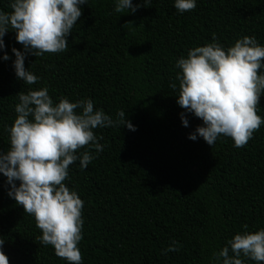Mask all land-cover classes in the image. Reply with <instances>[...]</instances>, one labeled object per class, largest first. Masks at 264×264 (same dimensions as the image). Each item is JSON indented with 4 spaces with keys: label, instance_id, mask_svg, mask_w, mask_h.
Instances as JSON below:
<instances>
[{
    "label": "trees",
    "instance_id": "16d2710c",
    "mask_svg": "<svg viewBox=\"0 0 264 264\" xmlns=\"http://www.w3.org/2000/svg\"><path fill=\"white\" fill-rule=\"evenodd\" d=\"M132 3L140 5L135 13L115 12V0L80 5L67 50L26 53L25 68L40 77L33 85L16 77L11 50H25L15 30L6 32L0 49V152L10 146L7 128L20 92L46 86L54 103L60 97L91 98L94 110L113 119L124 110L136 130L94 129L103 150L90 149L95 159L84 169L79 160L71 164L64 181L84 201L78 244L83 264H210L237 232L264 228V125L242 147L226 136L214 145L199 136L189 139L203 122L177 104L176 61L211 43L213 33L225 47L243 36L264 45V0H197L184 13L174 0ZM8 5L0 0V10L12 11ZM257 114L264 118V94ZM6 181L0 173V237L9 264H68L40 242L34 217L9 197ZM174 240L179 250L165 253Z\"/></svg>",
    "mask_w": 264,
    "mask_h": 264
},
{
    "label": "clouds",
    "instance_id": "9594fccd",
    "mask_svg": "<svg viewBox=\"0 0 264 264\" xmlns=\"http://www.w3.org/2000/svg\"><path fill=\"white\" fill-rule=\"evenodd\" d=\"M149 2L145 0V4ZM86 3L88 0H9L12 11L0 10V49L9 29L15 30L16 40L24 46V52L14 47L11 50L18 79L28 85L40 80L25 68L26 53L43 56L67 50V37L82 14L80 5ZM196 6L197 0H174L173 4L179 13ZM139 7L132 0H115L114 11L135 13ZM2 59L10 57L5 53ZM176 67L181 70L176 76L177 104L203 122L189 139L199 136L214 145L218 137L226 136L235 147H242L264 125V118L257 114L264 94V45L255 36H243L225 47L213 33L211 43L189 49L186 57L176 61ZM170 87L175 90L177 84L173 82ZM18 100L14 109L17 115L7 128L10 146L6 153L0 152V173L11 186L8 195L34 217L43 245H51L55 255L68 264H83L78 244L83 239L84 201L64 183L69 178V166L79 160L84 169L95 159L90 149L97 153L103 150L99 143L102 137L94 129L116 125L131 131L136 128L124 110L113 119L103 109L94 110L91 98L70 102L60 97L54 103L46 86L20 92ZM180 115L187 127L188 119L184 113ZM4 243L0 237V264H9ZM179 248L174 240L164 252ZM245 258L257 264L264 262V228L237 232L213 253L210 264H246Z\"/></svg>",
    "mask_w": 264,
    "mask_h": 264
}]
</instances>
